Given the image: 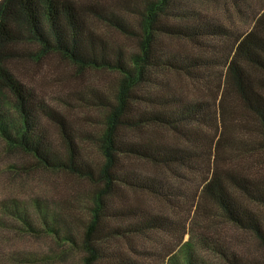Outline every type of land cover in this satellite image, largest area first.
Returning a JSON list of instances; mask_svg holds the SVG:
<instances>
[{
	"label": "trees",
	"instance_id": "trees-1",
	"mask_svg": "<svg viewBox=\"0 0 264 264\" xmlns=\"http://www.w3.org/2000/svg\"><path fill=\"white\" fill-rule=\"evenodd\" d=\"M116 8L125 14L97 5L85 12L71 0H0V141L32 160L21 173L36 167L89 186L86 201L70 190L71 198L60 204L34 199L31 212L20 204L4 206L6 211L19 231L49 236L77 252L80 264H143L121 245L137 252L142 238L161 245L151 264H166L165 234L183 246V264H205L191 254L190 240L182 242L184 223L149 208L146 197L179 217L190 210L217 216L264 243V175L219 163L233 149L264 151V2L250 30L240 34L186 0ZM87 15L117 38L91 30ZM24 42L34 50L14 46ZM47 54L78 71L109 73L106 87H93L89 96L74 93L78 105L93 113L82 126L48 106L14 72L13 62H37ZM172 75L192 93L174 88ZM80 200L86 206H76ZM213 245L229 264H246Z\"/></svg>",
	"mask_w": 264,
	"mask_h": 264
},
{
	"label": "rangeland",
	"instance_id": "rangeland-1",
	"mask_svg": "<svg viewBox=\"0 0 264 264\" xmlns=\"http://www.w3.org/2000/svg\"><path fill=\"white\" fill-rule=\"evenodd\" d=\"M76 6L85 11L88 5H97L105 9H117L116 6L126 4H138L140 0H71ZM190 6H193L200 14L211 21L222 24L226 29L240 34L250 30L252 27L251 17L260 12L264 0H186ZM122 9V8H121ZM124 9V10H123ZM117 11L123 15L125 8ZM86 12V11H85ZM127 16V15H124ZM91 30L107 36L111 40L117 38L115 34L107 28L95 22L90 16L84 17ZM215 41V40H214ZM128 41L126 46L132 45ZM18 48L34 50L30 43H18L14 45ZM77 66L68 63L66 60L47 54L40 57L37 62L28 60H19L13 62L15 74L24 84L30 86L34 92L44 99V102L58 110L64 112L68 119L76 126H82V121L86 116H91V110L84 106H79L80 102L74 99V93L80 92L82 95H90L93 87L104 88L107 86L106 76L109 73L104 71L82 70L78 71ZM81 76V77H79ZM73 77V80L71 79ZM170 83L174 88L182 91L191 92L194 90L189 85L170 76ZM103 84V85H102ZM189 94V93H187ZM46 127L53 132V140L58 144V137L54 134L53 124L45 119ZM221 132L217 135L221 136ZM225 136L238 138L236 131H225ZM248 137L247 135H239ZM232 145L238 146L237 143ZM241 145V144H240ZM254 145V144H253ZM246 149V145H241ZM58 148V145H57ZM228 149V148H227ZM226 150H222L221 155ZM230 150L228 149V152ZM240 149H233L235 153H228V160L220 158L219 163L222 168L235 171L244 169L254 176L264 175V151L256 149L251 152H241ZM32 160L17 150L6 147L0 141V264H80V257L77 252L67 251L65 247L55 243L49 236L42 234H29L18 230L19 223L6 211L4 206L13 210V204L23 205L29 212L32 210L33 200H38L40 204L49 206L55 203H62L65 198L70 197L69 192L75 193L74 197H83L86 201L84 192L89 188L86 182L72 178L66 174H58L43 171L34 167L28 174L20 172L22 166H29ZM36 168V169H35ZM71 190V191H70ZM71 198V197H70ZM75 199V198H74ZM81 199V198H80ZM144 202L149 208L165 212L176 220H180L185 225L187 233L183 235L182 242L190 240L191 254L203 261L205 264H229L223 257L213 249V244H218L227 252L234 253L246 264H264V243H259L248 233L237 229L217 216L206 217L199 213H189L175 215L173 211L157 201L145 198ZM78 201L76 206L84 207L86 203ZM160 239V237H159ZM165 243L169 242V247H165V258L176 261V264H183L184 248L175 243L170 236L165 234L162 238ZM137 242V252H132L126 244H121L122 249L129 257L140 259L143 264H151L157 261L154 256L160 251L161 245L154 240L142 238ZM162 249V248H161ZM168 250L172 254L168 255ZM194 257V258H195ZM29 258L31 261L25 260ZM172 264V262H171Z\"/></svg>",
	"mask_w": 264,
	"mask_h": 264
}]
</instances>
